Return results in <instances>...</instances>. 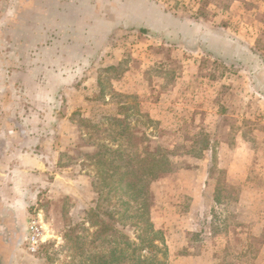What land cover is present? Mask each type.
Here are the masks:
<instances>
[{"label":"rangeland","instance_id":"1","mask_svg":"<svg viewBox=\"0 0 264 264\" xmlns=\"http://www.w3.org/2000/svg\"><path fill=\"white\" fill-rule=\"evenodd\" d=\"M127 1L128 16L82 8L108 24L87 20L78 32L47 0L19 16L12 6L6 17L20 22L0 27V86L37 83L35 109L53 113L54 171L66 185L37 204L44 242L0 246V264H97L117 244L119 264H264V0ZM17 86L1 96L24 107ZM145 148L166 164L158 179L146 175V217L141 196L120 222L130 196L105 171L148 169L135 161ZM110 221L118 231H105Z\"/></svg>","mask_w":264,"mask_h":264},{"label":"crops","instance_id":"2","mask_svg":"<svg viewBox=\"0 0 264 264\" xmlns=\"http://www.w3.org/2000/svg\"><path fill=\"white\" fill-rule=\"evenodd\" d=\"M33 1L18 0L16 4V0H0V11H5L0 12V16L4 17L0 21V27H16L20 22L19 17L7 18L8 11L14 6V12L19 16L26 3L29 2L31 8L34 7ZM47 1H51V5L58 12H62V14L59 13L58 19L64 20V11L68 12L69 17L75 18L72 22L69 21V18L64 23L67 24L65 30L68 33H70L71 24L77 26L76 30L78 32L80 31L78 30L79 26L90 23L87 20H100L99 26L107 23L108 19H99L103 15L96 13L91 14V19H87L85 14L81 16L82 8L86 9L88 7L96 11L103 7L111 11L122 6L118 0H114L113 3H107L108 0H105L106 3H103V0ZM85 2L88 5H85ZM81 18L84 19L78 22ZM23 23L26 22L23 21ZM61 30L63 31V29ZM10 38L8 37V39ZM64 84L67 83L63 82ZM16 85H18L17 87H23L29 96V99H25L27 105L24 107L21 106V103L18 105L15 101L10 103L8 102L10 100L1 96L3 92H8L9 88L15 89ZM36 85L37 83H17L15 85L0 86V246L5 249H11L12 244H14V247L15 243L19 244L28 239L30 222L36 217L39 218L37 204L45 196L58 198L60 194L57 196L54 193L59 189L62 191L66 186L63 183L60 185L58 178H61V176L54 171V166L60 165L62 167L60 163L62 149H55L57 145L55 146L53 142V130L48 128V123L53 121V113L49 114L47 112L48 106L41 108V110L35 109L38 103L35 94ZM49 103H52V99ZM49 103L46 101V104ZM16 105L18 106L16 107ZM62 114L59 116L61 126L57 127L58 132L56 134L64 137L63 127L64 124L67 125L70 122V116L65 112Z\"/></svg>","mask_w":264,"mask_h":264},{"label":"trees","instance_id":"3","mask_svg":"<svg viewBox=\"0 0 264 264\" xmlns=\"http://www.w3.org/2000/svg\"><path fill=\"white\" fill-rule=\"evenodd\" d=\"M118 2L120 5H122L123 10L125 11L124 14L126 16L132 14L134 7L131 4V1L128 2L127 0H118ZM131 26H130V28H132V29H139L142 32L152 33L150 27H140L139 28L137 26H135V27L134 26L131 27ZM201 44L203 45L202 42H201ZM242 49H243L245 54H248L251 51V50L247 49L245 46H242ZM262 92H264V91L262 90ZM101 148H103L105 151H108V152L112 150V148L109 147L108 145H102ZM99 151H100V149H99ZM114 152H118V150L114 151ZM143 152H144L143 157H140L141 156L140 155L137 157V159L135 161L142 162L144 165H150V167L148 169L147 168L144 169V167H142L141 168L142 170H141L137 167L138 165H136L135 162H134V164H135L134 165V164H132L133 161H131L129 166H127V169L123 172L121 171L120 168L113 167V164L111 167L112 169L111 170L109 169L110 171L109 170H107V172L105 171V174H108L107 176L111 177L112 179L115 176H117V180H112L113 183L118 182V184H116L117 188L120 187L122 190L126 191L127 195L130 196V201H127V200L121 201L124 208L122 209V211H120L121 213L116 214L118 216L117 218L119 221H120L121 217L126 218L128 216L127 213L129 211L134 212V208L131 207V202L132 201L137 202V200L141 196H143L142 199H143L144 205L141 207V209L139 208V210H137V212L139 213V211H142V213L138 215L139 217H142V219L144 217H146V214L148 212L147 206H148L149 200H150V196L148 195L150 181L147 180L145 182V178L147 177L146 175L148 173V176H150V177L152 176L153 178H155L156 176L154 175V172L156 170L159 171L160 167L162 168L166 164L165 157H162V156L158 157L157 153L155 154L153 152H150V148H145ZM103 163H106V162L104 161ZM156 179H158V178L156 177L154 180H156ZM139 192H142V195H140ZM92 213H93V215H96L95 211H93ZM110 218H111V216H110ZM120 222H118V223H116L115 221H110L109 223L105 222L106 224L103 225V227H105L106 232L110 231V230H111V232L112 231H118L116 229V227H117L116 225H118ZM148 225H150V224L148 223ZM124 241H125L124 246H126L128 248L135 245V243L134 242L132 243L130 241V239L126 238ZM151 244L154 246L153 243H151ZM116 246H115V248H113L110 251V253H107V255L105 256L106 257L105 260L101 259L97 262V264H119V260L123 259L126 256L125 255L126 249L120 247L121 244H117ZM86 259H88V261H90L89 259L94 260V257H92V256L90 257V255H89L86 257ZM145 262L146 261H142V260L138 259L136 264H142ZM92 264H95V263L93 262Z\"/></svg>","mask_w":264,"mask_h":264},{"label":"built area","instance_id":"4","mask_svg":"<svg viewBox=\"0 0 264 264\" xmlns=\"http://www.w3.org/2000/svg\"><path fill=\"white\" fill-rule=\"evenodd\" d=\"M43 235L41 222L33 220L29 228V242L33 250H36L44 242Z\"/></svg>","mask_w":264,"mask_h":264},{"label":"bare ground","instance_id":"5","mask_svg":"<svg viewBox=\"0 0 264 264\" xmlns=\"http://www.w3.org/2000/svg\"><path fill=\"white\" fill-rule=\"evenodd\" d=\"M42 225V224H41ZM42 229H43V234H45V229H44V227L42 226ZM45 236L43 235V238H44Z\"/></svg>","mask_w":264,"mask_h":264}]
</instances>
